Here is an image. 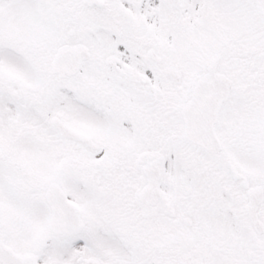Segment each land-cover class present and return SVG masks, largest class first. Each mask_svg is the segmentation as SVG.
Listing matches in <instances>:
<instances>
[{"label":"snow or ice","instance_id":"1","mask_svg":"<svg viewBox=\"0 0 264 264\" xmlns=\"http://www.w3.org/2000/svg\"><path fill=\"white\" fill-rule=\"evenodd\" d=\"M0 264H264V0H0Z\"/></svg>","mask_w":264,"mask_h":264}]
</instances>
